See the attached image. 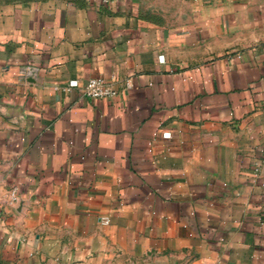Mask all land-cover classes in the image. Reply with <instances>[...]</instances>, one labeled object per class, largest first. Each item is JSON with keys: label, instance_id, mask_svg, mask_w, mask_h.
Returning a JSON list of instances; mask_svg holds the SVG:
<instances>
[{"label": "crops", "instance_id": "1", "mask_svg": "<svg viewBox=\"0 0 264 264\" xmlns=\"http://www.w3.org/2000/svg\"><path fill=\"white\" fill-rule=\"evenodd\" d=\"M0 264H264V0H0Z\"/></svg>", "mask_w": 264, "mask_h": 264}, {"label": "built area", "instance_id": "2", "mask_svg": "<svg viewBox=\"0 0 264 264\" xmlns=\"http://www.w3.org/2000/svg\"><path fill=\"white\" fill-rule=\"evenodd\" d=\"M103 1L108 2L109 0ZM78 85V80L71 79L63 86V89L69 90ZM82 92L86 97H89L91 99L111 98L117 95V90L113 88L109 83H107L104 79L99 77L88 79L82 87ZM18 200V189L17 187L13 186L9 190V202L11 204H15Z\"/></svg>", "mask_w": 264, "mask_h": 264}]
</instances>
